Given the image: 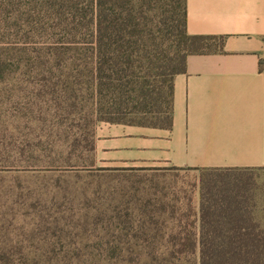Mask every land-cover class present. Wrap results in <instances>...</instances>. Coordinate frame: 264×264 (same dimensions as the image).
<instances>
[{
	"label": "trees",
	"instance_id": "obj_1",
	"mask_svg": "<svg viewBox=\"0 0 264 264\" xmlns=\"http://www.w3.org/2000/svg\"><path fill=\"white\" fill-rule=\"evenodd\" d=\"M211 40L217 44H208ZM219 46L220 39L187 34L185 0H0V80L15 71L40 79L45 89L50 88L47 94H58L55 105L65 113H78L82 121L79 133L65 140L68 151L84 141L88 164L69 166L67 171L92 169V134L98 122L168 129L173 77L184 72L188 55ZM77 105L86 106L85 111L70 109ZM214 169L219 168L199 171ZM239 194L202 179L197 221L175 224V233L166 238L175 250L167 254L121 252L111 246L99 255L63 254L44 261L184 264L192 258L191 264H264V231ZM137 224L145 232L150 222L139 218ZM133 239L152 241L144 236ZM42 257L3 250L0 264H38Z\"/></svg>",
	"mask_w": 264,
	"mask_h": 264
},
{
	"label": "rangeland",
	"instance_id": "obj_2",
	"mask_svg": "<svg viewBox=\"0 0 264 264\" xmlns=\"http://www.w3.org/2000/svg\"><path fill=\"white\" fill-rule=\"evenodd\" d=\"M31 77L15 71L0 80V251L43 256L38 264H52L47 256L99 255L111 246L167 254L175 250L166 240L175 224L197 221L202 179L240 192L264 231V169L103 172L93 163L89 172L67 171L88 164L84 141L68 151L65 140L79 133L82 121L58 108V94H47L44 81ZM81 107L85 111L70 109ZM139 218L150 222L145 232L138 229Z\"/></svg>",
	"mask_w": 264,
	"mask_h": 264
},
{
	"label": "crops",
	"instance_id": "obj_3",
	"mask_svg": "<svg viewBox=\"0 0 264 264\" xmlns=\"http://www.w3.org/2000/svg\"><path fill=\"white\" fill-rule=\"evenodd\" d=\"M185 30L220 46L173 77L170 127L98 122L97 166L264 169V0H185Z\"/></svg>",
	"mask_w": 264,
	"mask_h": 264
},
{
	"label": "built area",
	"instance_id": "obj_4",
	"mask_svg": "<svg viewBox=\"0 0 264 264\" xmlns=\"http://www.w3.org/2000/svg\"><path fill=\"white\" fill-rule=\"evenodd\" d=\"M260 61H261L262 64H264V53H263V55L261 56Z\"/></svg>",
	"mask_w": 264,
	"mask_h": 264
}]
</instances>
